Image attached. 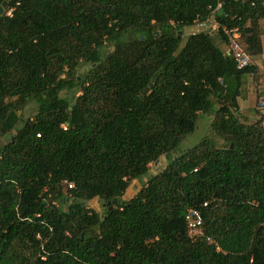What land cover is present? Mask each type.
<instances>
[{"label":"trees","instance_id":"trees-1","mask_svg":"<svg viewBox=\"0 0 264 264\" xmlns=\"http://www.w3.org/2000/svg\"><path fill=\"white\" fill-rule=\"evenodd\" d=\"M219 2L254 64L237 68L222 32L182 43ZM0 6V264H264V123L239 106L262 72L264 0ZM201 114L214 133L151 173Z\"/></svg>","mask_w":264,"mask_h":264},{"label":"built area","instance_id":"built-area-1","mask_svg":"<svg viewBox=\"0 0 264 264\" xmlns=\"http://www.w3.org/2000/svg\"><path fill=\"white\" fill-rule=\"evenodd\" d=\"M222 3L219 2L216 7L212 8L210 15L202 18L197 17L192 24L194 27L193 33L206 31L209 33L222 32L228 41V54H230L236 62L237 68H245L254 64V59L243 47L240 39L241 32L238 27L229 26L227 23L222 22L217 18V12H220ZM262 72L264 75V57L262 58ZM257 108L264 115V97L258 99ZM72 186V184H70ZM207 205V202L204 203ZM186 222L188 234L191 238L195 239L200 235H204V219L201 210L197 208H189L186 214ZM208 241H213L208 237Z\"/></svg>","mask_w":264,"mask_h":264},{"label":"rangeland","instance_id":"rangeland-1","mask_svg":"<svg viewBox=\"0 0 264 264\" xmlns=\"http://www.w3.org/2000/svg\"><path fill=\"white\" fill-rule=\"evenodd\" d=\"M10 11H8L9 13ZM194 27L193 26H186L183 29V39H182V43H184L186 37L188 36V34H190L193 31ZM214 41L219 45L222 46V43L219 39L218 36L214 35ZM112 46H109L107 49V52L112 50ZM87 66L84 65L81 69L80 72H83L84 70H86ZM64 94V93H62ZM257 109V108H256ZM34 110V104L30 103L26 110H25V114L30 115V113ZM259 111V110H257ZM260 114V113H259ZM260 118L263 120L264 123V117H262V115L260 114ZM212 121H213V114H201L198 117L197 120V127L195 128L194 131H192L191 133H189L179 144V146L177 147V149H175V151H172V153L170 154H165L162 155L158 161H156L155 163L150 164V172L151 173H156L159 170H162L169 162L170 159H172L174 156L180 155L182 153H184L186 150H188L189 148L193 147L194 145L198 144L202 139H204L207 136H211V134L214 133L213 130V126H212ZM6 142V139L4 137L0 138V143L3 144ZM146 181V176H143L140 179H135L132 181V183L130 184V186L128 187L127 191L125 192V194L123 195V199L127 200L129 198H131L132 196H134L137 191L141 188L142 184ZM89 207L94 208L100 212L103 211V204L97 199L94 198L92 200L89 201Z\"/></svg>","mask_w":264,"mask_h":264},{"label":"crops","instance_id":"crops-1","mask_svg":"<svg viewBox=\"0 0 264 264\" xmlns=\"http://www.w3.org/2000/svg\"><path fill=\"white\" fill-rule=\"evenodd\" d=\"M260 27L263 44L262 57H264V18L260 20ZM221 47L225 51L227 48L226 43L223 42ZM259 76V78H255V76L252 75L247 76L242 86V96L239 98L240 112L245 115L250 122H255L260 118V114L264 117L263 113L257 111L259 110L257 108L258 99L259 97H264V75L260 72Z\"/></svg>","mask_w":264,"mask_h":264},{"label":"water","instance_id":"water-1","mask_svg":"<svg viewBox=\"0 0 264 264\" xmlns=\"http://www.w3.org/2000/svg\"><path fill=\"white\" fill-rule=\"evenodd\" d=\"M6 3H7V2H6V1H4V3H3V4H4V5H6ZM2 12H3V6H0V13H2Z\"/></svg>","mask_w":264,"mask_h":264},{"label":"bare ground","instance_id":"bare-ground-1","mask_svg":"<svg viewBox=\"0 0 264 264\" xmlns=\"http://www.w3.org/2000/svg\"><path fill=\"white\" fill-rule=\"evenodd\" d=\"M193 32V31H192Z\"/></svg>","mask_w":264,"mask_h":264}]
</instances>
